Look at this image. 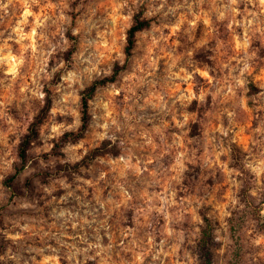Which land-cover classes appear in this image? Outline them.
<instances>
[{"label":"clouds","instance_id":"clouds-1","mask_svg":"<svg viewBox=\"0 0 264 264\" xmlns=\"http://www.w3.org/2000/svg\"><path fill=\"white\" fill-rule=\"evenodd\" d=\"M0 264H264V0H0Z\"/></svg>","mask_w":264,"mask_h":264}]
</instances>
